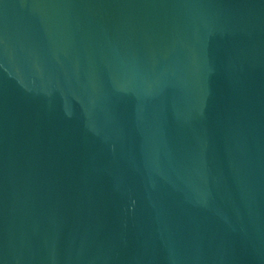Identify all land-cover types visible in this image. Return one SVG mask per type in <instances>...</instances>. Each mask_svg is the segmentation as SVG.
Returning a JSON list of instances; mask_svg holds the SVG:
<instances>
[{
	"label": "water",
	"instance_id": "water-1",
	"mask_svg": "<svg viewBox=\"0 0 264 264\" xmlns=\"http://www.w3.org/2000/svg\"><path fill=\"white\" fill-rule=\"evenodd\" d=\"M0 264H264V0H0Z\"/></svg>",
	"mask_w": 264,
	"mask_h": 264
}]
</instances>
